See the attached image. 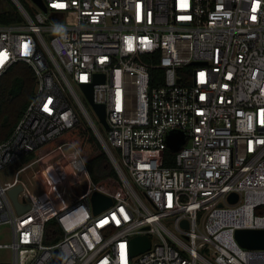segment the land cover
<instances>
[{
  "label": "built area",
  "instance_id": "built-area-1",
  "mask_svg": "<svg viewBox=\"0 0 264 264\" xmlns=\"http://www.w3.org/2000/svg\"><path fill=\"white\" fill-rule=\"evenodd\" d=\"M13 1L23 18L0 23V78L23 61L36 87L0 142L12 264L20 252L31 264H264V249L235 236L264 228V0H32L33 15ZM173 133L184 136L175 151ZM104 154L116 172L97 178ZM95 190L113 199L96 214ZM52 218L62 235L47 244ZM142 234L151 245L134 254Z\"/></svg>",
  "mask_w": 264,
  "mask_h": 264
},
{
  "label": "trees",
  "instance_id": "trees-1",
  "mask_svg": "<svg viewBox=\"0 0 264 264\" xmlns=\"http://www.w3.org/2000/svg\"><path fill=\"white\" fill-rule=\"evenodd\" d=\"M28 12L34 11L26 0H20ZM22 14L13 0L0 3V23L8 24L22 20ZM161 70L152 68V76H158ZM36 76L29 64L19 61L7 69L0 78V142L6 140L21 119L27 105L34 95ZM168 164L174 163L175 152L168 150ZM115 167L107 154L95 161L93 174L104 178L115 173ZM62 235L60 224L55 218L49 219L45 226L44 242L51 244Z\"/></svg>",
  "mask_w": 264,
  "mask_h": 264
},
{
  "label": "water",
  "instance_id": "water-1",
  "mask_svg": "<svg viewBox=\"0 0 264 264\" xmlns=\"http://www.w3.org/2000/svg\"><path fill=\"white\" fill-rule=\"evenodd\" d=\"M36 2L39 6H41L44 10H46V5L43 0H33ZM53 35H51L52 37ZM103 79L102 75L96 76V81H100ZM84 91L89 98L90 102L92 103L94 109L98 113L101 121L107 125L106 121V107L103 103H96L93 101V84H84ZM184 142V136L183 134H171L168 139V145L171 150H178L181 143ZM42 184L44 185L45 189L47 190L50 197L53 199L56 205H61V201L56 193V191L53 189L51 184L47 181L46 178H44L43 175H39ZM23 199L25 200L27 207L31 206V201L28 198L27 194L25 192H22ZM238 199V195L235 192H232L229 195V201L235 202ZM91 202L93 205V213H98L101 210L105 209L109 205L113 203V199L98 190H95L91 196ZM235 236L238 240V242L246 248H262L264 249V228H238L235 231ZM151 245L150 238L145 235H137L132 238L131 240V247L134 254L139 253L141 251H144L148 249ZM58 257H60V254H58ZM58 259V258H57Z\"/></svg>",
  "mask_w": 264,
  "mask_h": 264
},
{
  "label": "rangeland",
  "instance_id": "rangeland-1",
  "mask_svg": "<svg viewBox=\"0 0 264 264\" xmlns=\"http://www.w3.org/2000/svg\"><path fill=\"white\" fill-rule=\"evenodd\" d=\"M26 1L28 2L29 5H32V2H33L32 0H26ZM5 2H6V0H0V3H5ZM77 90H78L80 96L86 102V106H87L90 114L96 120L99 128L103 131L104 135L107 136L108 133H107L106 128H105L106 126H104V124L101 123V121L97 118V116L95 114V110L91 107L88 99L85 98L82 91L80 89H77ZM81 139H83V138H79L78 140H81ZM34 167H35V165L31 166L30 168L33 169ZM33 190H35V189H33ZM77 190L78 189H73V191H77ZM37 191H39V190H37ZM12 200H13V202H16V196L15 195L12 196ZM9 227L10 226L8 224L0 225V241L1 242H5V243L11 242L12 234H11ZM20 257L23 260V262L21 264H31V262L33 260V257L30 254H27L25 252H20ZM12 262H13V254H12L11 249L10 248H0V264H12Z\"/></svg>",
  "mask_w": 264,
  "mask_h": 264
},
{
  "label": "snow or ice",
  "instance_id": "snow-or-ice-1",
  "mask_svg": "<svg viewBox=\"0 0 264 264\" xmlns=\"http://www.w3.org/2000/svg\"><path fill=\"white\" fill-rule=\"evenodd\" d=\"M62 6V5H61ZM253 19H255V17H253ZM0 63H3V59H0Z\"/></svg>",
  "mask_w": 264,
  "mask_h": 264
}]
</instances>
